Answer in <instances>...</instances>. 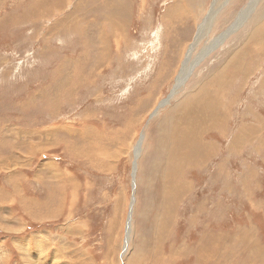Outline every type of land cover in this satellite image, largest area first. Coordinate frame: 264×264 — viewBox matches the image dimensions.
I'll use <instances>...</instances> for the list:
<instances>
[{
	"label": "rangeland",
	"instance_id": "obj_1",
	"mask_svg": "<svg viewBox=\"0 0 264 264\" xmlns=\"http://www.w3.org/2000/svg\"><path fill=\"white\" fill-rule=\"evenodd\" d=\"M248 2L0 0V264H264V0L173 92Z\"/></svg>",
	"mask_w": 264,
	"mask_h": 264
},
{
	"label": "bare ground",
	"instance_id": "obj_2",
	"mask_svg": "<svg viewBox=\"0 0 264 264\" xmlns=\"http://www.w3.org/2000/svg\"><path fill=\"white\" fill-rule=\"evenodd\" d=\"M257 3H258V0H249L248 4L245 6V8H243L238 13L236 18L232 21V23H230V25L227 27V29L223 33L217 35L211 41V43L207 47H205V49L202 52H200V55L195 60H193L191 62L190 61V54H191L193 48L196 46V44H197L196 42H198L201 39V37L206 34L205 31H208L209 27L211 26V23L214 21V18L216 16L218 8L215 10L212 8L213 10H211V12H209L208 15L206 16V18L203 20L204 21L203 24H200V26H198V31H197L196 37L194 39V43L189 47V49L187 51V56L181 65L182 66L181 70H180L179 74L176 76L175 85L173 87L174 93L177 94L181 90V88L179 86L183 85L188 80V78L192 72V69L198 64V62L200 60H202L211 50H213L216 46H218L219 43L221 44V42H223V40H225L226 37H228L231 33L235 32L239 27H241L242 24L246 23L248 17L254 12L255 7L257 6ZM224 4H226V3H224ZM169 98H171V95H169ZM180 129L183 131L186 130V128H184V127H181ZM136 150H137V148H136ZM128 231H129V229H128ZM125 245L123 248L124 251L126 249Z\"/></svg>",
	"mask_w": 264,
	"mask_h": 264
},
{
	"label": "crops",
	"instance_id": "obj_3",
	"mask_svg": "<svg viewBox=\"0 0 264 264\" xmlns=\"http://www.w3.org/2000/svg\"><path fill=\"white\" fill-rule=\"evenodd\" d=\"M122 3L121 4H119V5H117V6H115L116 8H117V10L118 11H121V9L123 8V10H124V7H125V5H123V7H122ZM125 11V10H124ZM126 11H127V8H126ZM126 11H125V14H126ZM114 13V12H113ZM120 13H122V12H120ZM124 14V15H125ZM113 17H115V19L117 20V21H119V22H121V20L120 19H122V17L121 18H119V20L117 19V15L114 13V16Z\"/></svg>",
	"mask_w": 264,
	"mask_h": 264
},
{
	"label": "water",
	"instance_id": "obj_4",
	"mask_svg": "<svg viewBox=\"0 0 264 264\" xmlns=\"http://www.w3.org/2000/svg\"><path fill=\"white\" fill-rule=\"evenodd\" d=\"M132 178L134 179V172L132 173ZM132 184H133V188H134V181H133V180H132ZM133 188H132V189H133ZM132 201H133V198H132ZM130 213H131V209L129 210V217H128V220L131 218Z\"/></svg>",
	"mask_w": 264,
	"mask_h": 264
}]
</instances>
